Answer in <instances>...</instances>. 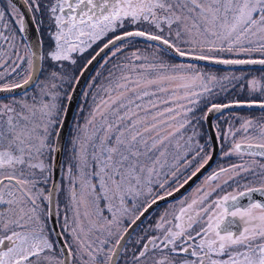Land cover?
Returning a JSON list of instances; mask_svg holds the SVG:
<instances>
[{"label":"snow or ice","instance_id":"1","mask_svg":"<svg viewBox=\"0 0 264 264\" xmlns=\"http://www.w3.org/2000/svg\"><path fill=\"white\" fill-rule=\"evenodd\" d=\"M7 3L10 19L0 7V93L38 80L46 62L51 70L34 85L39 103L36 96L29 103L27 93L0 101V264H116L121 250L128 252L123 242L132 226L165 199L157 190L180 181L181 165L187 172L199 164L182 188L211 159L204 124L223 141V157L240 162L208 175L211 191L198 187L190 200L165 210L124 264H264V199L254 197L264 196V164L254 166L264 157V75H217L192 62L264 66V0H23L35 45L23 13L14 0ZM45 34L52 41L47 52L40 50ZM132 38H143L147 48L124 56ZM102 40L89 65L105 49V65L122 59L102 82L98 72L84 93L92 107L71 141L62 231L54 240L47 221L61 215L59 198L53 212L57 185L45 188L78 82L64 62L75 65ZM25 73L23 83H9ZM245 90L247 99L217 102ZM233 108L262 114L225 113ZM214 114L227 125L223 131L211 124Z\"/></svg>","mask_w":264,"mask_h":264},{"label":"rangeland","instance_id":"2","mask_svg":"<svg viewBox=\"0 0 264 264\" xmlns=\"http://www.w3.org/2000/svg\"><path fill=\"white\" fill-rule=\"evenodd\" d=\"M0 7H2L6 13V19H10V8H9V4L7 3L6 0H0ZM10 27L15 28L16 25L12 24L10 25ZM20 34L17 33V39H19ZM46 34L43 36L44 39L46 38ZM134 43L129 45L125 52L123 53L124 56H128L131 54L132 51L136 50V49H140L141 51H144L147 48V43L139 38H132ZM106 42V41H105ZM44 46H46L47 48L50 47L48 41L44 42ZM21 51H23V48H21ZM108 53H106L104 55V57L101 59V61L98 63V65L96 66V68L94 69V71L92 72V74L90 75V77L88 78L87 82L85 83L81 96L79 98V101L77 103V107L73 116V120L68 132V136H67V140H66V145H65V149H64V155H63V161H62V171H61V176L59 179V183H58V187H57V192H56V198H55V202L56 199L59 198V203H60V213L61 215L59 217H57L59 219V224L60 227L63 224V212H64V207H65V202L67 200V178H66V168L69 161V157L71 155L70 152V148H71V141L73 139V137L77 134L76 132V126L77 124L83 125L85 122V119L88 117L89 112L91 110L92 107V99L91 96H89L88 98L85 97L84 93L89 92L90 88L89 85L93 83V78L97 77V73L100 72L101 75L100 77L97 78V82H102L104 77L107 75V72L109 69H111L112 65L119 62L122 59V56L120 54L117 55L116 58H113L112 60L109 61L108 64L105 65V60L108 59V57L111 55L110 51H107ZM85 56L82 59H77V63L75 65H71L68 64V67L65 66V70L68 71V73L70 75H75V73H78L80 68L85 64ZM255 58H259V54H256ZM174 62H178V61H174ZM66 62H64L65 64ZM198 64V63H196ZM201 66L205 67V70L207 71H211L217 75H231V74H235L237 76L241 75L242 73L247 74L249 76V78H251L252 76H256L259 77L261 75H264V68H248V69H222V68H216V67H211V66H207V65H202L199 64ZM44 68V72L43 74L40 73L39 78L37 80V82H43L45 77L48 74V71L51 70V64L50 63H45L43 65ZM76 77V76H75ZM27 78V73H25L23 75V77H16V78H9V83H20L23 81V79ZM91 91L94 93L95 89H91ZM27 98H28V102L31 103V97L32 96H36L37 97V102L39 103V89L36 88L35 86H33L31 89L27 90ZM24 93L19 94L14 96L15 99L17 100H22L25 98ZM13 97H8V98H0V101H2L3 103H10L11 99ZM233 99H247V93L246 90L243 93L240 92H233L231 95L226 96V97H219L217 98V102H222V103H227L230 100ZM19 110V108L17 109ZM228 112H234L237 115L243 116V117H259L262 113L260 110H256V109H232V110H226L225 113L227 114ZM219 122L220 123V129L221 131H223L227 125L223 122V119L217 121V116L214 118L213 120V124ZM236 126H239V123L237 122ZM202 132L204 133L205 138H207V135L205 133V129H204V125L202 127ZM238 139L243 140V136L241 134H238ZM219 144H220V152L219 155L220 159L218 160V164L217 167L223 166L225 164H236L240 162V158L236 157V156H232L229 158V160H227L225 157H223L222 155V151H221V144L223 143L222 140H218ZM205 140L201 139L200 143H204ZM182 143V141H181ZM228 149V145L225 144L224 145V151H227ZM174 150V149H173ZM210 150V145L208 143V146L205 148V153L207 155H209V151ZM244 162L251 164L252 163V158L248 157V156H244L243 157ZM257 164L254 165L255 167H257V170H259L258 165L259 164H264V157H257ZM50 161H46V163H48ZM199 163H203V159H200ZM199 167V164H195L189 171L184 172L183 170V165H181V172L183 173L180 177V181L178 183H171L170 187H166V190H160L158 189V193L159 194H166L168 191H172L173 189H175L176 187L179 186V184L183 183L184 180L187 178V176L191 175L192 171H195L196 168ZM37 175H39V172L37 171ZM227 177H222L221 182L223 179H226ZM249 178H251L249 176ZM163 179V178H161ZM237 179H240V177H237ZM168 180L171 181L172 177H168ZM95 183V181H93ZM51 181L49 182V184L47 185V187L45 188V191H47L49 189ZM256 183H259V181L257 180ZM214 185L213 184H205L204 181H201L200 183L196 184V187L188 194L186 195L184 198L181 199H175L173 200L174 202L172 203H164L161 204V206L159 205L158 208L156 207V211L154 214L148 215L147 218L150 219L147 220L146 222L142 223V227L139 231V233L141 234H145V230H147L149 228V226L154 225L157 220L159 219V217L161 216V214H163L165 212V210L171 211V205H173L174 203H178L180 200L187 198L188 200H190L195 194H196V189L199 188H209L212 189ZM44 187V186H41ZM60 189H63L62 191ZM228 191H232V189H228ZM218 194H223V193H217L214 195H218ZM188 196V197H187ZM151 202V198H149V203ZM171 202V201H170ZM83 211V209L81 210ZM138 214V213H137ZM68 215L71 217L72 213L69 212ZM105 215H107V213H105ZM130 219H134V217H131ZM82 222L87 224V221H83ZM127 224V222L125 223V225ZM124 225V227H125ZM151 234V233H149ZM74 264H79L78 260H74Z\"/></svg>","mask_w":264,"mask_h":264},{"label":"water","instance_id":"3","mask_svg":"<svg viewBox=\"0 0 264 264\" xmlns=\"http://www.w3.org/2000/svg\"><path fill=\"white\" fill-rule=\"evenodd\" d=\"M14 3L19 8V11L21 13H23V15L25 17V20L28 21V23H26V27L29 28V31L26 33V35L31 38V43L33 45H35L36 44V33L31 28V14L24 7L23 0H14ZM139 39H142L143 40V38H139ZM99 49L95 52V54L93 56H95L96 53L99 52ZM107 51H109V50L108 49H105L104 52H101L99 56H96V59L93 60L90 65L88 63H86L85 66L80 71V73L78 74V76L76 77L78 82H74L73 99H72V101L70 102V105H69V110L67 112V119H66V122L63 124L62 128L60 129L59 143L61 145L62 150L59 151L56 154V156H55V166L53 167V170H52V180H51L49 189L52 188L53 183H55L57 185V187H58V183H59V179H60L61 171H62V161H63V155H64V149H65V145H66V140H67L68 132H69V129H70V126H71V123H72V120H73V116H74V113H75V110H76V107H77V103H78L79 98L81 96V92L83 90V87H84V85H85V83H86V81L88 79V76L91 73L92 69L94 68V66L96 65V63L99 61V59L104 54L107 53ZM92 57L90 59H92ZM180 59H186V58H180ZM192 62L193 63L202 64V65L211 66V67L223 68V69L264 68V66H261V65H219V64L212 65V64H206V62H204V61H192ZM39 75H40V72L37 73V77L38 78H39ZM36 82H37V80H34L33 83L30 84L29 86H27V87H25L23 89L17 88V89L14 90V92H11V93H0V98L9 97V96H15V95H18V94H22V93L26 92L27 90H29L30 88H32L35 85ZM20 83H23V81L20 82ZM233 109H249V108H233ZM252 109L259 110L257 108H252ZM229 110H232V109H229ZM215 116H217V115L214 114L212 117H210L211 124H213V119H214ZM205 129H206L208 138H211V139H209V142H210V145H211V149H210V154L209 155L211 156V159L208 161L207 164H205V166L203 168L200 169L199 172H197V174L195 176L192 177V179L188 180V182L186 184H184V186L182 188H179V186L175 188V189L179 188V191H175V189H173L172 190V192H173V195L172 196H167V193L164 194L165 195V199L158 200L157 203L154 204L148 210V212H146L144 214V216H142L141 219L136 222V225L132 226V228L130 229V234L133 232V230L156 207H158L161 204H164V203L173 201V200L178 199L179 197H181L203 175V173L207 169H209L210 166L214 163V161H215V159H216V157H217V155L219 153V142L216 139V136H215V128L214 127H210L209 124H205ZM56 192H54V194H53V212L54 213L56 211V208H55ZM254 197L256 199H260L261 196L259 194H254ZM262 198L264 199V196H262ZM245 202H246V200H245ZM48 223H49L50 229H55V231L52 232V233H53L55 239H57L56 233L60 232V229H59V226H58V223H57L56 216L53 215L52 217H50L48 219ZM127 237H126V239H127ZM59 239L62 240L63 237H60Z\"/></svg>","mask_w":264,"mask_h":264},{"label":"flooded vegetation","instance_id":"4","mask_svg":"<svg viewBox=\"0 0 264 264\" xmlns=\"http://www.w3.org/2000/svg\"><path fill=\"white\" fill-rule=\"evenodd\" d=\"M48 41L49 45L52 44V41L49 40V37L46 36V38L44 39L43 37V45H42V48L41 50L44 51V52H47V50L49 48H47L46 46H44V42ZM105 43V41H100L98 42L97 44L93 45L92 48L88 49L83 56L81 57H77V59H82L84 56L86 57L85 58V64L87 63V61L95 54V52ZM108 53V52H107ZM105 55V54H104ZM104 55L99 59V61L96 63V65L94 66V68L92 69L91 73L89 74L88 78L90 77V75L92 74V72L94 71V69L96 68V66L98 65V63L101 61V59L104 57ZM68 64H70L69 62H66L64 64V66L68 67ZM85 64L80 68L79 72L78 73H75L74 76H78V74L80 73V71L82 70V68L85 66ZM88 80V79H87ZM87 82V81H86ZM37 83V82H36ZM31 89V88H30ZM82 93V92H81ZM19 95V94H18ZM16 96V95H15ZM9 97H14V96H9ZM3 98H8V97H3ZM206 133V132H205ZM219 142V141H218ZM209 143V141H208ZM210 145V143H209ZM210 149H211V146H210ZM210 151V150H209ZM219 152H220V144H219ZM219 155V153H218ZM216 157L214 163L210 166L209 169H207L203 175L181 196L179 197L178 199H181V198H184L186 195H188L195 187H196V184L200 183L201 181H204L205 183V179L208 175H210L213 171H217L219 170V168L221 167H227V166H230V164H225L223 166H220V167H217V164H218V160L220 159V156ZM230 157L226 158L227 160H229ZM204 162V161H203ZM206 184V183H205ZM209 190V188L207 189ZM211 191V189L209 190ZM188 197V196H187ZM177 199V200H178ZM260 199H263L262 196L260 197ZM174 201H171L169 203H172ZM243 203H246L245 200L242 201ZM161 206V205H160ZM158 208V207H157ZM156 211V208L149 214H154ZM157 213V212H156ZM155 213V214H156ZM57 218V216H56ZM147 220H151L148 219L147 217L133 230V232L127 237V239L124 241V245L127 247L128 249V252L125 253L123 250H121L120 254L116 257V264H124V260L126 259V257L130 256V253H131V250L133 249V245L135 244V241L137 240L138 237L140 236H143L144 234H141L139 233L141 227H142V223L146 222ZM57 223H58V226H59V229H60V232L62 231V227H60V224H59V219L57 218ZM47 225H48V228L50 229V226H49V223L47 221ZM128 224L125 225V227H127ZM64 238V237H63ZM52 239L56 240L53 233H52ZM70 264H74V260H71L70 261Z\"/></svg>","mask_w":264,"mask_h":264},{"label":"trees","instance_id":"5","mask_svg":"<svg viewBox=\"0 0 264 264\" xmlns=\"http://www.w3.org/2000/svg\"><path fill=\"white\" fill-rule=\"evenodd\" d=\"M205 129V128H204Z\"/></svg>","mask_w":264,"mask_h":264}]
</instances>
